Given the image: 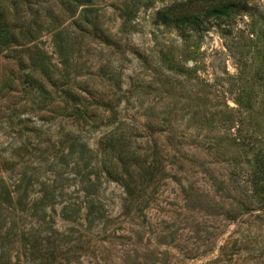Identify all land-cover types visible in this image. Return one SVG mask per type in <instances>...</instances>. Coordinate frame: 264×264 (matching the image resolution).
<instances>
[{"label":"rangeland","instance_id":"rangeland-1","mask_svg":"<svg viewBox=\"0 0 264 264\" xmlns=\"http://www.w3.org/2000/svg\"><path fill=\"white\" fill-rule=\"evenodd\" d=\"M234 2L9 4L0 183L33 209L0 211L10 264H264V0Z\"/></svg>","mask_w":264,"mask_h":264},{"label":"trees","instance_id":"trees-1","mask_svg":"<svg viewBox=\"0 0 264 264\" xmlns=\"http://www.w3.org/2000/svg\"><path fill=\"white\" fill-rule=\"evenodd\" d=\"M205 4L207 5V12L210 16H214V17H221V16H225L227 14H229L233 8L236 7L234 0H204ZM17 2V0H13L12 2L9 1L8 5H6L5 3H3L2 1H0V50H2L3 48H7L9 45H13V41L15 42V35L13 33L15 25L14 23H12L13 21L10 22L11 18L9 17L10 15V5H13ZM10 4V5H9ZM84 4V3H83ZM86 4V3H85ZM16 11L18 13V8H16ZM8 11V12H7ZM158 18L162 19L163 21L166 22H172V21H183L185 19H188L186 16V14H181V15H172L170 17V15L165 14V10H159L158 13ZM18 16V14H17ZM18 18V17H16ZM19 18H21V16L19 15ZM23 27H20V35L19 37L22 38L24 40V42L26 43H30L33 42L34 40H36L37 38V34L39 33V29L38 28H34V27H29L26 26V31H23L22 29ZM59 31L55 30L54 31V35L58 36ZM33 82L37 85H39L41 87V80L40 79H36L33 78ZM42 89V88H41ZM45 90V89H43ZM124 188L126 191H128L129 193V188L130 186H133V178L132 177H120V179H116ZM6 186H3L0 183V211L2 209H4L5 211L9 212L10 214H13L14 216L17 214H23L24 212H29V211H33V209L27 208L26 207V201H25V193L24 192H20L17 188H14L12 190H8L6 191ZM35 209L38 207V205L35 203ZM39 207L42 209L41 205H39ZM61 219L64 220H69L71 222H73L70 217L71 215H75L76 217H78L79 215V204H74V206L72 207V209L70 208V206L67 205H63L61 207ZM0 218L5 219L6 216H1V212H0ZM57 228V227H56ZM54 228L52 229L54 232L58 231L59 228ZM8 233V232H7ZM7 233L5 234H0V239L1 241L5 238V236L7 235ZM22 237H24V233L21 234ZM1 248V245H0ZM1 251V250H0ZM8 252H0V264H10L9 263V259L7 257H5V255H7ZM45 254H48V252H46ZM48 257V261H45V259H43L42 261H40L38 264H52L53 261H55L56 255H54V253H49ZM31 263V262H30Z\"/></svg>","mask_w":264,"mask_h":264}]
</instances>
